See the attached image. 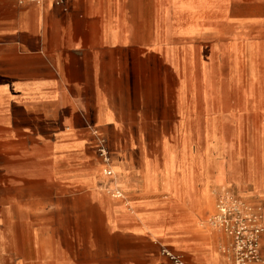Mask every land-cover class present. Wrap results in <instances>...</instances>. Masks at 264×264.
<instances>
[{"label":"crops","instance_id":"crops-1","mask_svg":"<svg viewBox=\"0 0 264 264\" xmlns=\"http://www.w3.org/2000/svg\"><path fill=\"white\" fill-rule=\"evenodd\" d=\"M234 1L0 0V264H171L162 243L235 264L227 234L170 212L196 171L207 192L201 165L166 161L187 137L181 60L264 45L220 43ZM101 139L135 158L105 175Z\"/></svg>","mask_w":264,"mask_h":264},{"label":"rangeland","instance_id":"rangeland-1","mask_svg":"<svg viewBox=\"0 0 264 264\" xmlns=\"http://www.w3.org/2000/svg\"><path fill=\"white\" fill-rule=\"evenodd\" d=\"M232 14L236 21L231 26H220L222 45L233 38L245 42L264 40V0H235ZM211 47L209 43L199 58L181 60L187 137L171 140L175 151L166 156L174 171H179L182 158L191 171L200 164L207 192L201 191L196 171L195 189L182 188L170 212L175 219L188 212L193 225L208 237L213 231L227 234L230 242L225 249L235 260L236 228L245 224L249 228L258 226L263 228L261 237L264 235V45L260 49L245 46L237 56L221 51L214 54ZM116 152L110 150L113 171L115 161L135 158ZM156 153L148 159L162 164L164 155L157 148ZM219 173L224 181L216 186ZM223 202L228 206V228L222 223ZM162 244L160 248L170 246L180 251L172 244ZM260 253L263 259L261 249Z\"/></svg>","mask_w":264,"mask_h":264},{"label":"built area","instance_id":"built-area-1","mask_svg":"<svg viewBox=\"0 0 264 264\" xmlns=\"http://www.w3.org/2000/svg\"><path fill=\"white\" fill-rule=\"evenodd\" d=\"M30 2H53L57 5L63 4L64 0H28ZM99 156L101 157L104 163V174L107 176H113L114 171L111 166V157H110V149L107 145L106 140L101 139L99 146ZM114 196L122 197V192L120 190H116L114 192ZM222 211V223L224 226H227L228 220L226 219V213L228 206L223 202ZM224 218V219H223ZM263 228L252 227L249 228L248 225H242L235 229V240H236V256H235V264H248L253 261H259L262 259L260 253V237L262 234ZM232 233V232H231ZM161 254L171 263V264H188L185 258L169 249L167 246H162Z\"/></svg>","mask_w":264,"mask_h":264}]
</instances>
